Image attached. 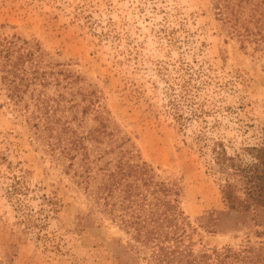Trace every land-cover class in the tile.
<instances>
[{
	"label": "rangeland",
	"instance_id": "obj_1",
	"mask_svg": "<svg viewBox=\"0 0 264 264\" xmlns=\"http://www.w3.org/2000/svg\"><path fill=\"white\" fill-rule=\"evenodd\" d=\"M215 1L0 0V41H37L59 64L63 104L80 101L66 114L88 129L102 113L118 143L180 185L196 253L264 248V225L228 207L226 184L242 182L221 160L250 164L264 141V50L243 46ZM6 92L0 78V264H128L131 236L90 210L31 127L35 106Z\"/></svg>",
	"mask_w": 264,
	"mask_h": 264
},
{
	"label": "trees",
	"instance_id": "obj_2",
	"mask_svg": "<svg viewBox=\"0 0 264 264\" xmlns=\"http://www.w3.org/2000/svg\"><path fill=\"white\" fill-rule=\"evenodd\" d=\"M214 8L243 46L252 42L264 50V0H216ZM58 65L37 41L18 35L0 41V78L7 96L23 102L27 110L31 103L35 106L28 119L31 127L87 197L90 210L131 236L126 251L133 257L128 264H139V258L146 264H264V248L252 245L196 253L189 238L192 224L181 207L180 185L163 178L132 145L118 143L102 113L88 129L77 114L69 117L66 112L77 110L80 101L72 94L69 107L63 104ZM93 101L90 97L89 105L82 107L83 115ZM249 149L254 158L250 164L221 153V160L227 161L224 168L234 169L242 182L239 193L228 181L225 199L238 212L237 220L264 225V141Z\"/></svg>",
	"mask_w": 264,
	"mask_h": 264
}]
</instances>
